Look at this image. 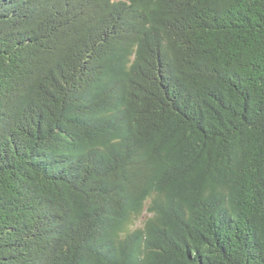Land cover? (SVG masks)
Wrapping results in <instances>:
<instances>
[{
	"label": "trees",
	"instance_id": "16d2710c",
	"mask_svg": "<svg viewBox=\"0 0 264 264\" xmlns=\"http://www.w3.org/2000/svg\"><path fill=\"white\" fill-rule=\"evenodd\" d=\"M0 264H264V0H0Z\"/></svg>",
	"mask_w": 264,
	"mask_h": 264
}]
</instances>
